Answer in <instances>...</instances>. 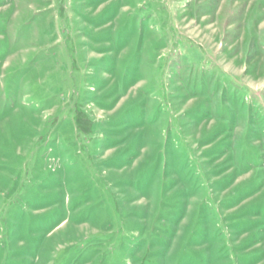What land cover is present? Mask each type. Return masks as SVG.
<instances>
[{
	"label": "rangeland",
	"instance_id": "374dc122",
	"mask_svg": "<svg viewBox=\"0 0 264 264\" xmlns=\"http://www.w3.org/2000/svg\"><path fill=\"white\" fill-rule=\"evenodd\" d=\"M0 264H264V0H0Z\"/></svg>",
	"mask_w": 264,
	"mask_h": 264
}]
</instances>
